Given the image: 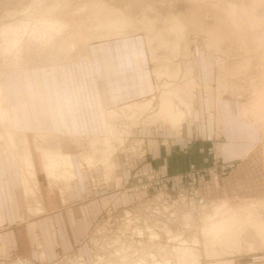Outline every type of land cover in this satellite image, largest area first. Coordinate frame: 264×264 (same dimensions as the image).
I'll use <instances>...</instances> for the list:
<instances>
[{
	"label": "rangeland",
	"instance_id": "obj_1",
	"mask_svg": "<svg viewBox=\"0 0 264 264\" xmlns=\"http://www.w3.org/2000/svg\"><path fill=\"white\" fill-rule=\"evenodd\" d=\"M71 1L74 8L91 5L93 2L97 4L96 0ZM101 2L110 9L117 10L118 18L125 17L131 21L133 27H130L126 35L139 36L142 42L144 38L147 43L146 45L143 43L146 50L149 53L155 51L154 60L150 55L151 68L157 82L156 93L150 97L155 98V106L144 112L127 110L114 118L110 117L111 110L108 112L107 118H112H108V124L109 122L114 124L117 135L114 138L109 134L96 138L104 141L110 137L112 144L117 142L118 150L114 158L117 167L119 163V167L108 173L112 176H108L112 178L109 182L104 180L103 168L101 169L100 166L93 172L95 182L90 181L89 174L82 175V180L74 185L73 194H67L64 184H59L57 186L59 189H50L47 179L42 175L40 168L42 156L36 147L48 148L49 145L57 142L53 139L46 141V138L42 140L39 136L36 138L33 135L29 136L39 171L41 201L45 212L40 215L29 212L31 201L24 195L21 185H19V194H14V197H10L7 191L4 194L0 193L2 206L0 210L5 212L0 214V264H107L108 262L118 264L119 261V264L122 261V264L125 262V264L132 262L134 264H182L181 262L183 264H244L249 254L264 252V234L260 232L261 228L264 231V0H101ZM31 4H33L32 0H0V22L7 11H20ZM71 7L69 10L73 9ZM173 17H179L178 19L187 26H185V39L181 42L184 49L181 47L179 61H175V69L172 70L178 69V66L181 68L184 61L185 69L186 62H190L195 68L199 83L193 91L191 88L187 90V94L196 93L197 99L194 103L196 118L192 124L188 122L184 126L185 130L181 134H191L193 138L206 139L209 155L208 167L199 169L192 166L188 173L177 177L150 171L148 167L141 165L150 160L132 153L133 143L136 141L138 143L145 137L150 138L151 135H155V138L161 142L164 139L163 135L174 138L179 134L169 122L155 116V111L161 104L160 96L165 91V84H180L185 87L181 75L174 82L170 76L161 80L155 76L156 69L164 68L163 58L171 57L169 51L163 47L161 37L165 38L163 31L167 30ZM144 20L156 21L158 27L153 26L150 30H144L147 27L143 24ZM159 30L161 32H158ZM116 36L113 35L111 39ZM90 38L91 40L88 38L89 43L107 40L106 37ZM29 56H31L29 69L52 63V59L46 53L38 55L30 53ZM64 58L60 55L57 62H64ZM1 64H4V61L0 59ZM158 125L159 127H154ZM245 126L251 127L248 131L251 137L248 138L247 149L252 150L246 151L242 159L246 162L251 157L257 163L255 169L258 171L261 183L256 196L247 192L237 194L236 191L231 190L230 176L236 170L237 164L230 163L232 159L230 143L233 138L244 137L245 131L242 128ZM124 132L129 133L130 136L125 147H123ZM211 136L213 138H210ZM76 143L77 150L74 151L77 155L76 160L78 157L79 159L94 157L100 160L103 150L107 149L104 142L89 145V140H79ZM111 143L108 145L110 146ZM1 148L7 149L5 141L1 142L0 151L5 150ZM247 155L249 158H246ZM10 156L15 159L13 170L17 178L21 175L20 165L13 153H10ZM241 162L240 160L239 163ZM87 166L90 165L85 164L82 168ZM192 168L199 172L196 181H191L188 177ZM209 183L212 185L210 196L202 190V187ZM59 190L67 194L66 204L62 203ZM248 206L254 209L251 211L253 213L250 211L248 213L252 218L243 215L244 211L245 213L248 211L245 208H250ZM231 214L234 216H229ZM131 215L137 219V222L141 219L140 226L144 224L148 226L144 225V231L140 228L141 235L136 230L138 223L129 224L133 219ZM227 216L230 219L232 217L231 222ZM236 216L239 221H236ZM226 217L227 219H224ZM241 217H246L247 220L244 221ZM217 218L221 219H218L220 225L215 223ZM248 218L252 219L251 227ZM257 218L263 222L262 227L260 222L255 221ZM126 220L131 221L128 223ZM223 222L227 230L223 228L225 226ZM235 222L240 225L236 226ZM211 224L213 227H208ZM233 224L236 230L232 227ZM146 230L150 235L145 232ZM219 231L222 233L220 234ZM225 233L229 234L227 236L230 240L234 238L232 239L234 241H230L227 236L222 238ZM233 233L237 235L234 236ZM216 237L219 239L221 237L224 241L220 239L222 243H218L220 241L218 238L215 239ZM213 239L214 241H211ZM224 243L233 247L229 249V245ZM44 251H47L48 256L47 259L42 260L41 254ZM124 257L126 258L123 259ZM188 257L191 259L188 260Z\"/></svg>",
	"mask_w": 264,
	"mask_h": 264
},
{
	"label": "crops",
	"instance_id": "obj_2",
	"mask_svg": "<svg viewBox=\"0 0 264 264\" xmlns=\"http://www.w3.org/2000/svg\"><path fill=\"white\" fill-rule=\"evenodd\" d=\"M130 38L91 43L88 49L90 62L38 66L8 78L7 90L14 129L28 138L33 135L35 138L41 137L42 140L46 138V141L53 139L57 143L49 145L48 148H59L72 154L74 158L77 156L74 153L77 150L76 141L99 139L96 136L108 134L107 114L110 110L144 101L156 93L157 82L151 68L150 53L143 45L147 44L146 40L142 38L144 41L142 42L139 36ZM195 118L194 109L192 121L188 119L181 129H176L175 131L180 133L174 138L163 135L164 139L160 142L155 135L145 137L143 139L145 154L142 158L147 157L150 161L147 160L144 162L145 165L144 163L141 165L169 177L186 174L192 166L199 169L208 167L207 140L193 138L191 134H181L185 130L184 126L189 121L192 124ZM250 128V126L242 128L245 131L244 137L233 138L230 143L232 157L230 163L237 164L236 170L231 173L230 183L231 190L237 194L247 192L256 196L261 183L255 169L257 163L248 155L246 158L249 159L246 162L242 159L246 151L252 150L247 149L248 138L251 137L248 135ZM10 153L16 156L14 151L8 149L0 151V193L4 194L7 191L10 197H14V194H19L21 175L15 178L13 170L15 159ZM114 160L116 163L115 158ZM80 167L78 164L76 168V182L82 180L81 176L84 174H89L90 181L93 182L92 179L95 180L93 172L99 166L92 169L88 166L81 169ZM118 167L116 165V169ZM102 170L104 180L111 181L112 178L106 175L105 169ZM75 183L71 192L67 194L75 192ZM202 190L210 196L212 185L206 184ZM0 214L5 212L0 210ZM47 251L41 254L42 259H47Z\"/></svg>",
	"mask_w": 264,
	"mask_h": 264
},
{
	"label": "bare ground",
	"instance_id": "obj_3",
	"mask_svg": "<svg viewBox=\"0 0 264 264\" xmlns=\"http://www.w3.org/2000/svg\"><path fill=\"white\" fill-rule=\"evenodd\" d=\"M32 1H33V4L23 8L20 11L16 10V9H15L16 12L15 11L12 12L11 10L7 11L6 14L2 18V21L0 22V59L2 61H4V64L0 65V144H1V142L3 143L5 141L7 149L12 151V152L14 151L16 153L17 161L20 165V171H21V187H22V190L24 192V195L27 196L28 200L30 199V201H31L30 202L31 204H29V212H31L32 214H35V215H40V214H43V212H45V208H44L43 203L41 201L42 195H41L40 185H39L40 184L39 171H38L37 164L35 162L34 155L32 153V149H31V145H30V141H29L28 137L25 134L18 133L17 130L14 129L11 104L9 101L8 90H7V86H8L7 85V79L11 78V77L13 78L14 76H17L21 72L28 70L30 68L28 66V64L31 63V60H30L31 56H29L30 53H33V54L35 53L36 55H38L40 53L41 54L46 53L52 59L51 65L78 63L79 61L90 62L91 56H90V53L88 50L89 45L91 44V43H89V39L91 40L90 37H92V38H94V37L105 38L106 37L107 38L106 41H109V38H110V40H113V41L118 40V39H125V38L127 39V38H130L131 34L130 35H126V34L130 30V27L132 26V24H131V21H129V19H127L125 17H123V18L121 17L122 19L118 18V16H117L118 14L116 15L117 10L115 11L113 9H110L104 2H101V0H99L100 2H98L96 0L97 4H93L95 2H93V3L90 2L91 5H88V4L84 5V6L78 5L79 7L76 6L75 8L73 7L74 5H72L71 0H32ZM52 1H54V2H52ZM92 1H95V0H92ZM71 6L73 7V9L69 10ZM99 15H101V17H99ZM178 18H174L171 21L170 25L167 26V30L163 31V35L165 36V38L163 39V37H161V41L164 45L163 47L167 51H169V54L172 58L169 56H166L167 58L165 59V57H164L162 60L164 62V68L161 67V68L155 70V76L158 78V80L165 79L167 77L169 78V76H170V79H172L174 82V81L178 80L179 76L181 75V76H183V79H181V78L180 79L182 81H185V87H182L178 82L177 83L179 85H176V84L171 85L170 83L165 84V86H164L165 91H163L161 96H160L161 104H159L160 105L159 109H156L157 111H155V116H158V118H162L164 121L169 122L172 125V128H174L175 130L181 129L183 124L188 119L189 120L192 119L193 112L195 109L194 103H195V99H196V96H195L196 93L193 94L191 92L190 94H187V90H188V88H191V91H193L198 86L195 68L190 62H186L185 67L186 66L187 67L185 69L183 67V63L185 64V61H184V62H182L181 68L177 65L178 69L172 70V68H174L175 61L176 62L179 61V54L182 52L181 51V47H182L181 42H183V40L185 39V33H186L185 26H187V25H184V22L180 21ZM169 19L167 18V20H169ZM253 21H254V19H253ZM143 22H144L143 24H146V26H147L144 28V30H146V29L150 30L151 27H153V26L158 27V24L156 25V21L144 20ZM89 23L91 26L89 25ZM166 25H168V23ZM259 28H261V27H259ZM160 30L158 32H161ZM113 35H117V36L115 38L111 39V37ZM122 35H124V36H122ZM149 50H151V49H149ZM154 52L155 51H153V52L150 51V55H151V58L153 60L155 59L154 58L155 57ZM188 52L189 51H187V53ZM60 55L65 57L64 62L63 61L57 62L58 57H60ZM167 60H169L168 64L166 63ZM186 61H187V59H186ZM179 63H177V64H179ZM171 65H173V67H171ZM224 70H226V69H224ZM158 99H159V97H158ZM154 100H155V98L152 97L146 101L135 102V103H132L130 105H125L123 107L113 109L110 111V115H111L110 117H112V118L118 117L120 113L122 115L123 112H125L127 110L140 111V112L143 111L144 112V111H147L148 109H153V107L155 106ZM157 101H159V100H157ZM158 103H160V102H158ZM158 103H157V105H158ZM112 118H109V119H112ZM171 125H170V127H171ZM110 130H112V131H110ZM108 134L112 135L111 137H113V138L115 135H117V131L114 129V124L111 122H109V124H108ZM125 135H126V137H125ZM129 137H130L129 133L124 132V136H123L124 146L123 147H125L126 143L129 141ZM43 140H44V138H43ZM111 140L112 139H110V137H109V139H105L104 141H101L100 139H94V138H91L89 140V145L91 143L95 144L98 142H104L105 145H107V149H105V147H104L105 150H103L104 152H103V155L100 157V160L98 158L95 159L94 157H85V158L80 157L79 160H76L72 154L63 152L59 148L51 149V148H43V147L37 146V150L39 151V153L42 156V168H41L42 173H43L42 175L45 177V179H47L50 189H53V190H54V188L59 189L57 186L59 184H64V185H66V191L71 192L72 186L77 180L76 168H77L78 164H80L81 168L85 164H89L90 165V166H88L89 169L90 168L92 169L95 166H102L105 169L107 175L110 171L116 169V163L114 160V156H115V152L118 150V148L116 146L117 142L115 144L114 143L112 144ZM108 143H111L110 146L108 145ZM37 145H38V143H37ZM143 148H144V140L141 139L138 143L136 141L135 143H133L132 153L138 154L139 156L143 157L145 154V151L143 150ZM99 163H102V164H99ZM108 176H110V174ZM110 177H112V176H110ZM92 180H93V182L96 181L94 179H92ZM59 191H61V190H59ZM64 192L61 191V197H62L61 200L63 203L66 202ZM228 204L229 203H227V205ZM229 206L231 207V205H229ZM262 206H263V204H262ZM248 207H250V206H248ZM231 209L234 212V209L233 208H231ZM245 209L248 210L247 213H245V211H244L243 215L246 214V216H248L249 211L251 212L252 210H254L251 207L249 208L251 210H249L248 208H245ZM224 210H226V209L224 208ZM232 211L230 210L231 213H232ZM224 213H222V214H224ZM227 213H229V211ZM234 213L236 215V212H234ZM251 213H253V212H251ZM127 214L129 215V213H127ZM257 214H258V212H257ZM257 214L254 213V215H257ZM238 215H239V213H238ZM240 215H242V214L240 213ZM224 216H226V214ZM229 216H232V214ZM229 216H227V217H229ZM227 217L224 219H227ZM232 217H231V219H232ZM248 217H251V214ZM132 218H133V216H132ZM235 218H236V221H239V220H237V216ZM243 218H244V221L247 220L246 217H243ZM218 219H220V218H217L216 219L217 221H215V223L217 222L216 224L220 225V223H218V221H219ZM224 219H223V221H224ZM231 219L229 217L230 222L232 221ZM242 219H241V221H243ZM248 219L250 220V218H248ZM131 220H132V223H129V221H131ZM131 220H129V221L126 220V222L128 221V223L131 225H133V222L138 223L137 224L138 228H136V230L140 234V228H142L141 229V231H142L143 227H145L146 225L144 224L145 226L144 225L140 226L141 219L138 222H137L136 218H133ZM234 221H235V219H234ZM251 221H252V219L250 220V223L248 222L249 225L252 223ZM255 221L257 223L260 222V220H258V218ZM213 222H214V220H213ZM213 222H210V223H213ZM226 222H229V221H226ZM253 222H254V220H253ZM210 223H206V224H210ZM223 223L225 224V222H223ZM223 223H222V225H223ZM239 223H241V222H239ZM243 223H245V222H243ZM248 223H246V224H248ZM261 223L263 224V222H260V224ZM235 224H237V222H235ZM262 224L260 225L261 227H262ZM227 225H229V224H227ZM238 225H240V224H237L236 226H238ZM258 225L259 224H257L256 226L258 227ZM210 226L213 227L212 224L209 225L208 227H210ZM242 226H243V224H242ZM146 227H148V226H146ZM225 227H226V224L223 228H225ZM228 227H231V226H228ZM232 227L234 228V224ZM250 227H251V225H250ZM252 227H253V225H252ZM240 228H241V226H240ZM134 229H135V227H134ZM145 229L151 230L152 228H145ZM211 229H210V231H211ZM234 229H233V232L236 230V229L235 230ZM260 230H261L260 232L264 234V231H262L263 229L261 228ZM229 231H231V230H229ZM242 231L243 230L241 229V232ZM145 232H148V231L146 230ZM167 232H165V233H167ZM213 232H215V231H213ZM222 232L224 233L223 230H222ZM222 232H220V234ZM225 232H227V231H225ZM238 232H239V230L237 231V233ZM256 232L259 233L257 230H256ZM151 233H153V232L151 231ZM202 233H204V232H202ZM227 233H229V232H227ZM231 233H232V231H231ZM154 234H156V233H154ZM210 234H209V236H210ZM241 234H239V235H241ZM149 235H150V233H149ZM169 235H170V233H169ZM227 235H229V234H227ZM227 235H226V233H225V236L223 234L222 238L226 237ZM233 235L235 236L237 234L233 233ZM212 236H211V238H212ZM231 236H232V234H231ZM260 237H261V235H260ZM168 238H170V237L168 236ZM173 238L175 239L176 237H173ZM217 238L218 237H216L215 239H217ZM222 238L220 237V239H222ZM171 239H172V237H171ZM171 239H169V240H171ZM220 239L218 241H220ZM232 239H234V238H232ZM232 239L230 240V238H229L230 241H234ZM240 239H239V241H240ZM159 240H160V238H159ZM229 240H228V242H229ZM162 241H164V240H162ZM166 241H168V240H166ZM211 241H214V239ZM262 241H263V237H262ZM150 242H152V241L150 240ZM226 242H227V240H226ZM238 242H236V243H238ZM218 243H222V242L220 241ZM224 244H228V243H224ZM224 244H223V246H224ZM185 245H187V244H185ZM228 245H229L228 246L229 249H231L233 247V245H232V247H230V244H228ZM145 247H147V246H145ZM208 247H210V246H208ZM210 249H212V248H210ZM213 249H215V248H213ZM181 250H183V249H181ZM185 251H186V249H185ZM258 253H262V252H258ZM252 254H255V253H252ZM126 255H128V254H126ZM250 255L251 254H249L247 256V259ZM179 256H181V255H179ZM182 256H184V255L182 254ZM189 256H190V254H189ZM125 258L126 257H124L123 259H125ZM189 258L190 257H188V260H189ZM197 258H194V259L197 260ZM145 259H147V258H145ZM182 259H184V258H182ZM179 261H180V259H179ZM187 262H189V261H187ZM195 262H197V261H195ZM99 263H101V262H99ZM108 263L110 264V262H108ZM119 263H120V261L118 262V264ZM122 263H123V261H122ZM127 263H128V261H127ZM143 263H145V260ZM181 263L183 264V262H181ZM104 264H106V263H104ZM177 264H179V263H177ZM194 264H196V263H194Z\"/></svg>",
	"mask_w": 264,
	"mask_h": 264
},
{
	"label": "built area",
	"instance_id": "obj_4",
	"mask_svg": "<svg viewBox=\"0 0 264 264\" xmlns=\"http://www.w3.org/2000/svg\"><path fill=\"white\" fill-rule=\"evenodd\" d=\"M197 174H199V172H197L195 168H192L188 177L191 181H196L198 176ZM244 264H264V252L251 254Z\"/></svg>",
	"mask_w": 264,
	"mask_h": 264
}]
</instances>
